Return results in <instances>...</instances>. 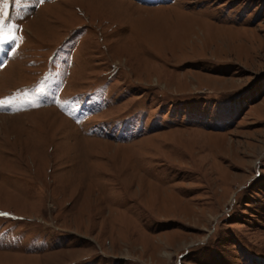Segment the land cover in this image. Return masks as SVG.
Segmentation results:
<instances>
[{
	"label": "rangeland",
	"instance_id": "1",
	"mask_svg": "<svg viewBox=\"0 0 264 264\" xmlns=\"http://www.w3.org/2000/svg\"><path fill=\"white\" fill-rule=\"evenodd\" d=\"M7 11L0 264H264V0Z\"/></svg>",
	"mask_w": 264,
	"mask_h": 264
},
{
	"label": "snow or ice",
	"instance_id": "2",
	"mask_svg": "<svg viewBox=\"0 0 264 264\" xmlns=\"http://www.w3.org/2000/svg\"><path fill=\"white\" fill-rule=\"evenodd\" d=\"M3 2V10H0V46L2 45H8L12 41H15L17 39L16 36L11 35V33L15 29V25L11 22H6L9 20V15H8V4L9 0H2ZM17 4L21 3V0H15ZM44 0H40V3H43ZM15 51L14 48H3L0 47V52L4 53L5 55H10ZM6 103L5 101H0V105ZM0 215H7L5 214H0Z\"/></svg>",
	"mask_w": 264,
	"mask_h": 264
}]
</instances>
